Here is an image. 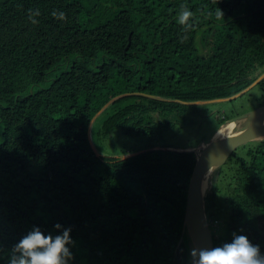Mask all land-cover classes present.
Masks as SVG:
<instances>
[{"label":"trees","instance_id":"obj_1","mask_svg":"<svg viewBox=\"0 0 264 264\" xmlns=\"http://www.w3.org/2000/svg\"><path fill=\"white\" fill-rule=\"evenodd\" d=\"M263 73L264 0H0V264L34 225L55 236L57 223L71 228L69 264H191L198 153L158 142L189 101ZM255 85L260 106L264 77ZM96 133L115 149L100 153ZM240 148L214 168L206 213L215 247L235 233L264 254V138Z\"/></svg>","mask_w":264,"mask_h":264},{"label":"clouds","instance_id":"obj_2","mask_svg":"<svg viewBox=\"0 0 264 264\" xmlns=\"http://www.w3.org/2000/svg\"><path fill=\"white\" fill-rule=\"evenodd\" d=\"M39 11L33 13L29 10V18L38 16ZM52 15L60 20L65 19L63 12L53 11ZM216 19L220 20L224 14L217 10ZM193 13L182 6L177 22L186 27ZM59 234L53 236L45 234L39 226L33 228L12 246L9 264H69L72 253L68 247L73 243L70 236L71 228H64L61 224L54 225ZM191 264H264V254L259 245H254L245 235L233 234L231 242L222 246L207 248H192L190 251Z\"/></svg>","mask_w":264,"mask_h":264},{"label":"water","instance_id":"obj_3","mask_svg":"<svg viewBox=\"0 0 264 264\" xmlns=\"http://www.w3.org/2000/svg\"><path fill=\"white\" fill-rule=\"evenodd\" d=\"M264 77V73L251 85L240 93L226 98H217L207 101L233 99L245 93ZM207 101H189L188 103H200ZM240 122V129L227 136L213 138L205 142L198 153L196 164L189 182L185 222L190 230L196 248H214V236L206 213V190L203 182L210 177L211 171L223 165L232 153L241 145L256 139L264 138V104L244 112L234 118ZM194 150V149H188Z\"/></svg>","mask_w":264,"mask_h":264},{"label":"rangeland","instance_id":"obj_4","mask_svg":"<svg viewBox=\"0 0 264 264\" xmlns=\"http://www.w3.org/2000/svg\"><path fill=\"white\" fill-rule=\"evenodd\" d=\"M260 88L255 85L247 90V94L239 95L235 99H222L207 102H200L191 113L186 117V121L183 123L181 129L170 128L165 134L164 138L158 142V144H169L179 147H188V149H194L197 153L200 152L205 142L210 141L213 138H219L227 136L228 134L236 133L240 129V122H236L232 133L225 132V134H217V130L224 124L233 121L232 118L252 110L259 106ZM226 116L227 119L220 125L219 119ZM103 115L98 117L94 123L93 129L95 131L101 125ZM220 126L217 130L216 128ZM100 134H92L93 146L100 152L104 153L107 151L112 152L115 148L114 145H110L109 141H103L99 137ZM120 141L122 145H135L137 148H142L141 142L138 144L134 138H128L123 136L116 141ZM103 141V144H102ZM190 146V147H189ZM247 146L246 144L241 145V150ZM241 150L235 152V156H238ZM226 163V162H225ZM216 168V167H215ZM209 177V186L212 182V172ZM206 196V193H205Z\"/></svg>","mask_w":264,"mask_h":264},{"label":"bare ground","instance_id":"obj_5","mask_svg":"<svg viewBox=\"0 0 264 264\" xmlns=\"http://www.w3.org/2000/svg\"><path fill=\"white\" fill-rule=\"evenodd\" d=\"M235 125H236L235 121H230L227 124H224L222 127H220L217 130V134H225V132H227V131H228V133H232L233 132V128H234ZM209 183L210 182H209V177H208V179H205L204 182H203L204 190L207 191V189L209 188Z\"/></svg>","mask_w":264,"mask_h":264}]
</instances>
